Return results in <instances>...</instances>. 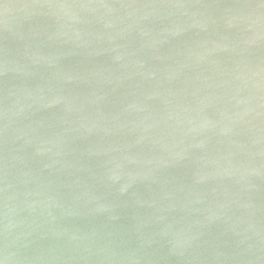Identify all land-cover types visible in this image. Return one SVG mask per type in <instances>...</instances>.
I'll use <instances>...</instances> for the list:
<instances>
[{"label": "water", "instance_id": "1", "mask_svg": "<svg viewBox=\"0 0 264 264\" xmlns=\"http://www.w3.org/2000/svg\"><path fill=\"white\" fill-rule=\"evenodd\" d=\"M0 264H264V0H0Z\"/></svg>", "mask_w": 264, "mask_h": 264}]
</instances>
